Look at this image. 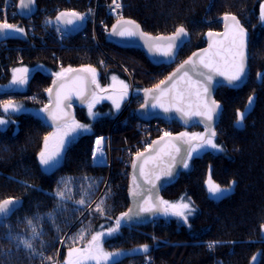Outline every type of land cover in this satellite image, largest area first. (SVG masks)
<instances>
[{
    "label": "trees",
    "instance_id": "1",
    "mask_svg": "<svg viewBox=\"0 0 264 264\" xmlns=\"http://www.w3.org/2000/svg\"><path fill=\"white\" fill-rule=\"evenodd\" d=\"M3 1L0 0V5ZM87 1L37 0V4L84 13L89 7ZM110 1L100 0V3ZM122 1L123 16L140 23L148 33L170 34L179 26L188 30L191 39L180 50V61L205 46L209 32L223 28L222 16L235 15L249 34V75L239 87L223 84L216 91L222 114L215 128V141L224 150L208 149L196 155L163 188L165 201L176 203L182 198L191 201L195 211L187 223L172 215H161L152 222L123 223L117 232L102 238L103 249L121 253L115 257L114 264H142L150 256L157 264H264V77L258 78V73L264 74V21L261 20L264 0ZM103 12L102 7L100 15ZM20 19L23 18H16ZM85 31L86 37L72 35L67 48L51 45L19 50L12 46L26 44V35H8L5 40L11 48L1 49L0 53V90L15 68L26 66L29 78L24 92L9 88L3 102L13 99L25 102L33 110L44 108L54 92L56 73L90 66L96 69L99 89L106 88L116 73L132 82V102L137 108L143 100L142 92L162 81L175 67L154 65L142 50L108 43L105 35H100L104 46L101 49L95 46L89 25ZM120 65L128 71V76ZM250 96L254 98L251 105ZM32 109L7 113L0 110V116L10 121L0 126V201L22 200V205L0 224V264H65L69 248L83 247L91 235L116 227V218L130 206L129 165L114 160L107 177L108 166L92 163V145L96 136L111 133L115 154L120 144L132 141L136 134L133 123L138 117L128 110L118 117L110 102H104L99 107L100 115L91 122L84 106H77L75 118L91 123L92 132L81 134L66 147L62 160L45 170L39 163V153L44 137L55 125L43 113ZM238 111L246 113L242 126L236 124ZM173 127L179 131L184 126L174 120ZM190 129L204 131L201 125ZM62 178H72L70 200L61 201L55 195L63 187ZM209 178L221 187H228L232 181L236 183L230 192L216 198L208 192ZM85 188H88L86 205H78L76 201L81 199ZM101 200L103 213L96 211ZM29 219L42 232L32 241L34 251L18 246L16 239H9V235L31 238ZM81 230L85 231V238L73 243L69 238L76 237ZM213 241L219 243L209 248ZM141 245L149 246L146 253L134 251Z\"/></svg>",
    "mask_w": 264,
    "mask_h": 264
},
{
    "label": "snow or ice",
    "instance_id": "2",
    "mask_svg": "<svg viewBox=\"0 0 264 264\" xmlns=\"http://www.w3.org/2000/svg\"><path fill=\"white\" fill-rule=\"evenodd\" d=\"M112 11L117 12L122 9L123 5L118 0H112ZM34 6V0H21L19 6V13L25 15L31 12ZM3 11V10H0ZM91 11V10H90ZM87 13H79L76 11H62L56 17L55 20L58 23L64 25H73L77 21H83L87 16ZM224 19L230 20V24H226V32L224 33V40L217 41L209 44L208 49H204L202 53H193V57L184 61L183 64L177 68L176 72L170 74L166 81H161L153 89H145V103L141 105L142 108L148 107L149 104L152 108H159L164 113L175 112L181 119L185 121L192 117H200L201 122H204L205 132L204 133H180L177 137H172V134L165 132L160 137L159 141H153L149 144L144 152H136V159L133 160L132 167L134 169L133 183L129 188V195L132 196L136 202L135 208H129L127 212L121 213L120 217L116 218V227L108 228L107 232H96L91 235V239L83 247H71L68 250V254L65 260V264H88V262H94V264H114L115 257L119 256V252H107L102 247V238L110 236L118 231L119 227L123 223L132 221L134 218H139L144 214H157L161 213L165 216L172 215L182 219L187 223L189 216L195 211L191 201H184V198L180 202L171 203L162 199L154 201L151 199L153 192L157 190V181L161 178L170 180L174 177V168L179 164L180 166L187 168L189 165L187 160L190 159L193 153L202 151L205 148H211L218 151H223L222 145L215 143V137L217 135L215 129L212 127L214 119L218 114L220 105L210 100V88L214 75H220L225 77L228 83L235 84L243 79L246 73V61H247V31L240 24L239 20L235 15L225 14ZM261 20L264 21V4L261 5ZM51 23V21H48ZM59 31V29H57ZM10 33H19L26 35V30L20 25H14L7 22V19L0 22V36L7 38ZM112 34L121 37H135L139 36L145 40V43L149 47V51H154L165 57H174L175 49L179 48L184 42V38L187 37L188 33L183 26L177 27L175 32L169 37H150L148 33L143 32L140 29V25L134 20L125 19L120 16L116 23L112 26ZM214 34L208 33L211 37ZM227 41L225 44L224 41ZM164 41V43H160ZM215 48L216 51H212ZM194 57H198V63L201 66V70L196 74L199 77L197 80H192L189 76V72L196 69V62ZM207 70V71H204ZM12 80L10 81L13 85H24L27 83V76H17V72H27V69H14ZM68 72H81L88 73L91 76L90 83L99 88L97 82V72L95 68H81L74 70L71 68L62 69L60 73L55 75L63 79ZM264 77V74L258 73V78ZM114 81L117 79L115 76L112 78ZM89 81L84 76H76L72 84L75 88L66 89L68 86L65 83H60L56 89V106L55 109L49 111L46 105L42 112H46L48 117L53 121H59L57 124V132L49 134L44 138V148L39 153V163L45 169L49 170L57 163L63 154V150L67 146L68 140L71 139L73 133L78 130H89L88 125L80 124L74 119L69 120L67 114L61 107L64 100L69 99L71 93L75 91L78 96H83L86 89V85ZM181 82H183L182 86ZM56 84V81L53 82ZM121 89L118 96L108 97L112 99L113 104L117 110L121 106V101L128 95V85L123 81H119ZM163 86V87H162ZM49 93L52 89L47 90ZM104 91V89H100ZM193 97H195V109H193ZM253 97H249V105L253 102ZM98 100L95 92L92 93V98L88 100V111L90 116H96L98 113L92 111L95 103ZM70 107L69 105H66ZM21 110V106L15 104L12 101H7L3 104V111L5 113L17 112ZM245 112H237V126H242L245 120ZM10 121L0 118V126L8 124ZM169 138L167 141L165 138ZM52 140L53 146L49 147V141ZM103 138H98L96 141V149L93 152L94 159H98L103 154L102 147ZM176 141V142H174ZM155 145H160L158 148ZM154 155H145L149 152ZM167 157L170 163L158 173L154 170L146 171V166L149 162H153L154 169L159 168L160 165L156 161H163ZM179 158V159H178ZM140 161L137 163V161ZM136 170L139 172V178H142L144 183L138 182L136 176ZM72 178H62V188H58L55 192L56 197L61 201L72 199L71 188L69 187ZM207 188L208 192L213 197H222L224 193L230 192L232 186L236 183L232 181L228 187H221L219 184L208 179ZM144 185H150L149 188H145ZM92 185L89 184L88 188ZM88 188L83 189V195L80 200L76 201L78 205H86L85 197L88 195ZM18 201L13 198L5 199L0 201V224L14 211ZM104 201L96 205V211L103 213L102 207ZM51 217L52 214L50 213ZM27 225L31 228V238L17 236L13 238L9 235V239H16L18 246L34 251L32 241L42 235V232L38 230L36 224L32 219L27 220ZM85 238V231L81 232L76 237H70L73 243L83 240ZM219 243L218 241L210 242L208 247L213 248ZM149 249L148 245H141L139 249L134 251L147 252ZM51 261V257L47 258ZM256 259L255 257L253 258Z\"/></svg>",
    "mask_w": 264,
    "mask_h": 264
},
{
    "label": "water",
    "instance_id": "3",
    "mask_svg": "<svg viewBox=\"0 0 264 264\" xmlns=\"http://www.w3.org/2000/svg\"><path fill=\"white\" fill-rule=\"evenodd\" d=\"M20 3H21V0H18V3H17V12H18V15L21 18H26V17H28V16H30V15H32V14H34L36 12V9H37V0H34V6L32 7L31 12L28 13V14H25V15H21L19 13ZM62 11H71V10H61L60 12H62ZM60 12H58V14ZM224 16L221 17V20L223 21V28L220 31H212V33L218 34V35H213V36L209 37L208 34H207V36H206L207 37V44L205 46L201 47V48L196 49L187 58H185L184 60H182L180 62H177L178 56H179V52L183 48V46L187 42H189L190 39H191L190 33L188 32V30L184 26L183 27L186 29L188 35H187V37L184 38V42L181 44V46L179 48L175 49V55H174V57H165V56L160 55L159 53H156L154 51H149V47L145 43V40L142 39L139 36H135V37H121V36H117V35L112 34V26L116 23V21H117L118 18L116 20H114L112 22V24L110 25L109 31L106 34L105 39H106V41L108 43H112V44H114L116 46H119L121 48H135V49L142 50L144 52V54L146 55L147 59L152 64H154V65H167L168 66V65L174 64L175 67L162 80V81H166V79L170 76V74L176 72L177 68H179V66L181 64H183L184 61L188 60L190 57H193V53L200 54V53L203 52L204 49H208L209 48V44L210 43H214V42H217V41L224 40V33L226 32V24H230L231 23L230 20L226 21L224 19ZM122 17L125 18V19L133 20V19L128 18V17H124V16H122ZM135 22L140 25V29L143 32L148 33V32H146V31L143 30V28H142V26H141L140 23H138L137 21H135ZM60 24L63 25V27L66 30H68L71 34L77 35V34H80L86 28L87 21L84 19L83 21H77L73 25H64L63 23H60ZM173 33L174 32H172L170 34H158V35L151 34V33H148V34H149L150 37H169ZM248 36H249V34H248V31H247V41H248ZM4 39H5V37L0 36V42L3 41ZM224 42H225V44L227 43L226 40ZM160 43H164V41H161ZM212 51H216V49L213 48ZM193 59L196 62V65L197 66H196V69L195 70L189 72V76L192 78V80H197V79H199V77L197 76L196 73L201 70V66L198 63V57H194ZM81 68H84V67H76V68H73V69L74 70H78V69H81ZM204 71H207V70H204ZM78 75L79 76L86 77L87 80L89 81L87 83V85H86V89L84 91V95L83 96H78V95L75 94V91H73L71 93L69 99L64 100L62 102L61 107L63 108V111H67V110L73 111V109H71V105H74V104H76V105H85L88 102V100H90V98L92 97V93L99 90V88H97L95 85H93V84L90 83V80H91L90 74H88L86 72L85 73H81V72H68L63 77V79L55 78L53 80V82L54 81H56V83L58 82V85L55 87L56 84H54V83L52 84V88H55V89H54L53 94L50 97V102L47 105L48 106V109H50L54 105H56V89L59 86V84L62 83V82L65 83L68 86V88L66 89V91L68 89L75 88L76 86L72 84V81ZM248 75H249V50H248V43H247L246 73H245V75H244V77H243V79L241 81L236 82L235 84H231L230 85L228 83V81L225 79V77L220 76V75H214V78H213V81H212V85H211V88H210V92H211L210 100H214V101H216L220 105L218 114L216 115V117L214 119V122L212 124V127L214 129L218 125V123L220 121V118H221V114H222V105L217 101V99L215 97V94H216V91H217L218 87L220 85H223V84L228 85V86H231V87H239L244 82H246V80L248 78ZM160 82L157 83V84H160ZM182 84H183V82H181V85L180 86H182ZM156 85H154V86H152L150 88H147V89H153V88H155ZM142 96H143L142 103L136 108V115H137V117L139 119H141L143 121H151V120H154V119H161V120H164V121H174V120H176V121L179 122V124H181V125H183L184 127H187V128H191L194 125H201V126L204 127V132H205L206 125H205L204 122H201V118L200 117H192L191 119L185 121L184 119H181L179 117V115L176 114L175 112H172V113H164L159 108H152L150 104H149L148 107L142 108L141 105L145 103V92L144 91L142 92ZM69 104H70V107H67L66 105H69ZM193 109H195V97H193ZM43 114H44V117L46 118L47 121H49L53 125L57 126V124L59 123V121H52V120H50L48 118V114L46 112H43ZM179 134L180 133L172 134V137H177ZM160 137L155 138L154 141H159L160 140ZM168 139L169 138H167V137L165 138L166 141ZM174 142H176V141H174ZM159 146L160 145H155L154 147H157L158 148ZM141 152H144V151H141ZM145 155L146 156L147 155H154V153H152L150 151L149 153H146ZM135 159H136V156H134V159L133 160H135ZM139 162L140 161L138 160L137 163H139ZM132 163H133V161H132ZM132 163L130 165V178L132 179V183H133L134 169L132 167ZM156 163L160 165L159 168H155L154 169L153 162H149V164L146 166V171H148V170H154V171H156L158 173L161 169L165 168L170 163V161L168 160L167 157H165L163 159V161H156ZM183 169H184V167H182L179 164H177V166L174 168V173L175 174H174V177L173 178H171L170 180H168V179H165V178L162 177L160 181H157L156 182L157 183V190L152 193L151 199L154 200V201H157L158 199H162L163 200L162 191H163L164 186L165 185H168L172 181H174L179 176V174L182 172ZM136 176L138 178V182L141 183V184H143L144 181H143L142 178H139V172H138V170H136ZM144 186H145V188H149L150 187V185H144ZM128 196H129V200H130V206H129V208H135L136 207V202H135L134 198L129 195V192H128ZM6 199H9V198H6ZM13 199H16L18 201V203H17V205H16V207L14 209V211H15V210H17L22 205V200L19 199V198H13ZM3 200H5V199H3ZM161 215H163V214H161V213H157L155 215H153V214H144V215H142L139 218H134L132 221H137V222H152V221H154L155 219H157ZM262 233L264 234V228L262 229Z\"/></svg>",
    "mask_w": 264,
    "mask_h": 264
},
{
    "label": "built area",
    "instance_id": "4",
    "mask_svg": "<svg viewBox=\"0 0 264 264\" xmlns=\"http://www.w3.org/2000/svg\"><path fill=\"white\" fill-rule=\"evenodd\" d=\"M119 3L123 5L122 9L117 12L112 11L114 5L112 1L101 4L100 0H94V3L91 4V0L87 1L89 9L84 13L88 15L85 17L87 21V26H90L92 35L94 36L95 46L104 49L100 40V35H105L108 33L110 25L109 21L116 20L120 16H123L124 3L122 0H118ZM17 3L18 0H4L3 4L0 5V22H3L5 18L8 23H16L25 28L26 30V44L12 46L15 49H41L47 48L49 46H55L58 48H67L71 43V34L66 30L63 25L58 23L55 20L58 12L61 10L57 5H38L36 12L26 18L16 20L19 16L17 12ZM100 6L104 7V12L102 15H99ZM99 13V14H98ZM48 21H51L49 23ZM59 29V31L57 30ZM83 37H86L88 32L85 29L80 33ZM11 48L8 42L4 39L0 42V53L1 49ZM138 101V100H136ZM132 104V97L129 99L128 104L125 106V110L129 111V114L136 115L135 106L128 105ZM133 129L135 131L136 139L133 141H128L126 144H123L119 147L118 153L116 154V160L123 163L124 166L129 164L128 158L130 156H135L136 152H141L149 144H151L155 138L163 136L165 132L173 133V121H164L161 119H154L151 121H143L137 118L133 123ZM96 147L94 146V151ZM114 149L110 146L109 151ZM93 151V152H94ZM94 158V157H93ZM94 165L103 164L112 169L113 159L110 155V159L107 160V156L103 150V154L98 158L94 159ZM155 258L150 256L146 258L142 264H156Z\"/></svg>",
    "mask_w": 264,
    "mask_h": 264
},
{
    "label": "rangeland",
    "instance_id": "5",
    "mask_svg": "<svg viewBox=\"0 0 264 264\" xmlns=\"http://www.w3.org/2000/svg\"><path fill=\"white\" fill-rule=\"evenodd\" d=\"M37 6H38V4H37ZM101 8L103 7V6H100ZM101 8H99V13H100V9ZM104 8V7H103ZM88 11H90V9H89V7H88V9H87ZM98 13V14H99ZM100 15V14H99ZM114 21V20H113ZM112 21V22H113ZM14 25H17L16 23H13ZM112 24V23H111ZM85 30H86V28H85ZM11 35H17L18 33H10ZM9 34V35H10ZM103 46V45H102ZM104 47V46H103ZM177 62H180V60L178 59L177 60ZM121 66V68L123 69V71L126 73V75L127 74H129L128 73V71L127 70H125L124 68H123V66L122 65H120ZM15 69H27V72H17V73H15V75H17V76H21V75H26L27 76V81H28V78H29V69L26 67V66H23V67H19V68H15ZM14 70V69H13ZM13 74H14V72L12 71V74H11V77L9 78V80L6 82V83H3L2 84V89L0 90V99H1V101H0V110L2 111L3 110V104H4V102H3V98L5 97V91L7 90V89H9V88H13V89H15V90H18V91H20V92H24L25 90H26V88H27V83L26 84H24V85H13V84H11L10 83V81L12 80V77H13ZM113 76H115L117 79L114 81L112 78H113ZM112 76V78H111V81H110V84H108L107 86H106V88H108L110 91H107L106 90V88L105 87H100V89H104V91H101L100 93H97L96 94V98H97V100H98V102L97 103H95V105H94V107H93V109H92V111L94 112V113H98V115H96V116H90L89 115V111H88V102L85 104V105H83L84 106V110H85V112H86V115H87V117L91 120V122L93 121V120H95L99 115H100V111H99V107L104 103V102H110V104L112 105V107H113V111H114V114L116 113V114H118V117L121 115V113H123L124 112V110H125V106L128 104V101H129V99L133 96V84H132V82H130V81H126L125 79H123V77L119 74V73H116L115 75H113ZM128 76V75H127ZM119 81H123L125 84H127L128 85V95L124 98V100L123 101H121V106H120V108H119V110H117L116 108H115V106H114V104H113V101H112V99H109L108 97H116V96H118V94H119V91H120V89H121V85H120V83H119ZM99 89V90H100ZM8 101H12V102H14L15 104H17V105H20L21 106V109L23 110V109H32V108H29V107H27V105L25 104V102H23V101H20V102H18V101H15V100H13V99H9ZM131 105H133V102H132V104H130V105H128V107H130ZM45 108V107H44ZM44 108H38V109H32L33 111H35L36 113H38V114H42L43 112L41 111L42 109H44ZM0 118H3L4 119V117L3 116H0ZM67 118L69 119V120H75L76 122H78V123H80V124H84V125H88L89 126V130H87V131H84V130H78L76 133H73L72 134V136H71V139L70 140H68V142H67V146L70 144V143H72L73 141H75L81 134H84V133H91L92 132V127H91V123H85V122H82V121H79L78 119H76L75 118V116H72V115H67ZM55 132H57V126H54L53 127V129L48 133V134H46V136H49V134H51V133H55ZM193 133H204V131H194ZM45 136V137H46ZM44 137V138H45ZM111 137H112V134L111 133H109V134H107V135H103V136H96L95 138H94V142H93V148H92V163H94V158H93V151H94V146L96 147V141H97V139L98 138H103V141H102V147H103V150H104V152H105V154H106V156H107V160L108 159H110V155L112 156V159H113V161L114 160H116V154L118 153V150H119V147L121 146V145H123V144H120L119 145V147L117 148V151H116V153L114 154V150L112 149L111 150V153H110V151H109V148H110V146H112L113 147V145H112V139H111ZM215 143H216V141H215ZM53 146V142H52V140H50L49 141V147L51 148ZM66 146V147H67ZM66 147H65V149H66ZM44 148V142H43V147H42V149ZM65 149L63 150V153H64V151H65ZM208 149H211V148H205V149H203L202 151H199V152H197V153H193V155H192V157L190 158V159H188L187 160V163L189 164V162L191 161V159L193 158V157H195L196 155H199L200 153H202V152H204L205 150H208ZM145 149H143V151H144ZM213 150H215V149H213ZM217 151V150H216ZM62 158H63V154H62V156H61V158H60V160H59V162L62 160ZM128 158V162H129V164H127V166L130 168V165H131V163H132V161H133V159H134V156H130V157H127ZM58 164V163H57ZM56 164V165H57ZM123 164V163H122ZM55 165V166H56ZM124 165V164H123ZM109 168V167H108ZM112 168H113V166H112ZM112 170V169H111ZM110 170V168L108 169V176L107 177H109V175H110V173L112 172ZM128 172V174L127 175H129L130 176V170L129 171H127ZM106 181H107V179H106ZM106 183V182H105ZM223 188V187H222ZM216 198H218V197H216ZM177 203V202H176ZM148 258V257H147ZM145 260V259H144ZM143 260V261H144ZM155 260V259H154ZM156 261V260H155ZM91 263H94V262H91ZM156 264H157V262H156Z\"/></svg>",
    "mask_w": 264,
    "mask_h": 264
},
{
    "label": "flooded vegetation",
    "instance_id": "6",
    "mask_svg": "<svg viewBox=\"0 0 264 264\" xmlns=\"http://www.w3.org/2000/svg\"><path fill=\"white\" fill-rule=\"evenodd\" d=\"M58 85V82L56 83V85H55V87ZM55 89V88H54ZM101 91L100 90H98V91H96L95 92V94H97V93H100ZM92 98V97H91ZM90 98V99H91ZM55 106L56 105H54L52 108H54L55 109ZM77 106H83V105H76V104H74V105H71V109H73V111H70V110H67V111H64L67 115H72V116H74V114L76 113V108H77ZM49 118V117H48ZM50 120H52L51 118H49ZM53 121V120H52ZM183 132H187V133H189V134H191V133H193L194 131H191V129L190 128H187V127H182L181 129H179V131H177V130H175L172 134H177V133H183ZM196 132V131H195Z\"/></svg>",
    "mask_w": 264,
    "mask_h": 264
},
{
    "label": "bare ground",
    "instance_id": "7",
    "mask_svg": "<svg viewBox=\"0 0 264 264\" xmlns=\"http://www.w3.org/2000/svg\"><path fill=\"white\" fill-rule=\"evenodd\" d=\"M136 138H137L136 135H134V137H133L131 140L133 141V140H135ZM96 147H97V145H96Z\"/></svg>",
    "mask_w": 264,
    "mask_h": 264
}]
</instances>
